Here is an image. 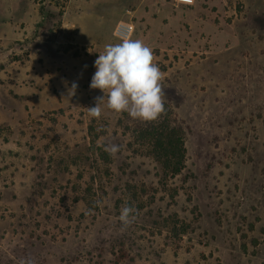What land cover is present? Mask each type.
<instances>
[{
  "label": "rangeland",
  "instance_id": "obj_1",
  "mask_svg": "<svg viewBox=\"0 0 264 264\" xmlns=\"http://www.w3.org/2000/svg\"><path fill=\"white\" fill-rule=\"evenodd\" d=\"M118 20L140 22L131 39L164 74L156 121L88 115ZM166 124L186 149L175 176L142 136ZM126 203L137 214L121 231ZM29 256L264 264V0H0V264Z\"/></svg>",
  "mask_w": 264,
  "mask_h": 264
},
{
  "label": "clouds",
  "instance_id": "obj_2",
  "mask_svg": "<svg viewBox=\"0 0 264 264\" xmlns=\"http://www.w3.org/2000/svg\"><path fill=\"white\" fill-rule=\"evenodd\" d=\"M185 2L192 3V0ZM154 61L153 50L139 39L125 38L120 43L106 44L94 62L96 71L90 83L91 89H100L104 95L95 98V106L87 108L88 115L99 119L107 108L117 114L126 112L144 122L158 120L166 111L161 84L164 74ZM77 88L78 84L73 82L68 96H74ZM105 150L115 157L120 149L113 144ZM136 214L134 206L127 203L122 206L118 217L121 231L133 224ZM20 264H35V260L25 257Z\"/></svg>",
  "mask_w": 264,
  "mask_h": 264
},
{
  "label": "trees",
  "instance_id": "obj_3",
  "mask_svg": "<svg viewBox=\"0 0 264 264\" xmlns=\"http://www.w3.org/2000/svg\"><path fill=\"white\" fill-rule=\"evenodd\" d=\"M142 136L152 143V155L170 176L180 174L185 168L186 149L182 128L171 124L152 126Z\"/></svg>",
  "mask_w": 264,
  "mask_h": 264
},
{
  "label": "built area",
  "instance_id": "obj_4",
  "mask_svg": "<svg viewBox=\"0 0 264 264\" xmlns=\"http://www.w3.org/2000/svg\"><path fill=\"white\" fill-rule=\"evenodd\" d=\"M176 5L193 6L196 0H192V3H186L185 0H174ZM135 31V27L129 22H119L113 32V35L119 41L125 38H132Z\"/></svg>",
  "mask_w": 264,
  "mask_h": 264
},
{
  "label": "crops",
  "instance_id": "obj_5",
  "mask_svg": "<svg viewBox=\"0 0 264 264\" xmlns=\"http://www.w3.org/2000/svg\"><path fill=\"white\" fill-rule=\"evenodd\" d=\"M141 3H144L145 1H147V0H139ZM150 2L152 3V4H154L155 3V0H150ZM133 13L134 14H136V16H139L140 15V13H139V7H137L134 11H133ZM119 22H129V23H132L133 25H134V27L136 28L137 26H138V28H139V23H137V22H133V21H126V20H118L117 21V23L115 24V26H114V28H113V31H112V35H113V32H114V29H115V27H116V25L119 23ZM134 33H135V31H134ZM134 35V34H133ZM114 36V35H113ZM137 39H139V38H136L135 40H137Z\"/></svg>",
  "mask_w": 264,
  "mask_h": 264
}]
</instances>
